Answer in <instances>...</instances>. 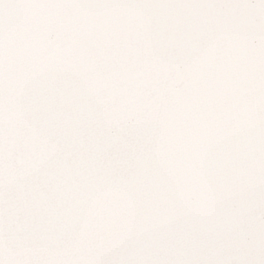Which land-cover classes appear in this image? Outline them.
<instances>
[{"label": "snow or ice", "instance_id": "6c2138e0", "mask_svg": "<svg viewBox=\"0 0 264 264\" xmlns=\"http://www.w3.org/2000/svg\"><path fill=\"white\" fill-rule=\"evenodd\" d=\"M0 264H264V0H0Z\"/></svg>", "mask_w": 264, "mask_h": 264}]
</instances>
